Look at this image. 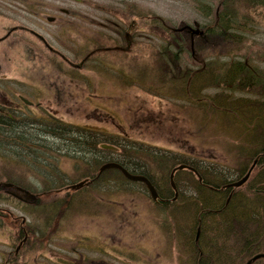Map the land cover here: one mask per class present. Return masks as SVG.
Segmentation results:
<instances>
[{
	"label": "rangeland",
	"instance_id": "obj_1",
	"mask_svg": "<svg viewBox=\"0 0 264 264\" xmlns=\"http://www.w3.org/2000/svg\"><path fill=\"white\" fill-rule=\"evenodd\" d=\"M28 1L29 4L36 3L38 7L34 6L33 10L37 13L31 12L26 4L24 5L18 0H0V38L15 26L34 30L47 40L50 47H54L57 56L54 59L59 62H55L53 66L46 63L47 60L43 54L48 52L47 48H44L41 42L29 34V31L28 33H14L1 42L0 107L2 109L15 113L26 110L25 113H28L30 117L39 120L50 113L65 123L72 124V127L80 126L93 129L99 132V135L115 136V140L119 142L137 141L144 144L145 147L163 150L161 152L163 155L176 153L186 161L198 158L207 160L208 162L204 164L205 168H210L213 172L206 173L225 174L226 177L223 180L225 184L237 178L236 175L242 165L244 167L250 165L252 157L245 156L244 151V149L250 148L249 134H246L244 128L236 127L233 132L232 129H228L230 126L225 129L227 124L218 119L211 118L206 121V117L202 118L199 110L195 108L192 110L189 105L187 106L188 103L186 102V104L182 99L177 100L176 91L172 90L174 87L168 89V94L163 91L159 94L157 90L150 88V82L149 88H146L145 82L137 81L133 68L130 70L119 66V64L136 65L138 59L120 55L118 58H103L105 62L89 60L83 70H79L78 67L69 68L71 66L65 61L68 57L74 60L79 52L84 51L83 49L88 45L86 40L90 39L92 31L87 30V33L81 29L70 28L71 34L64 31L60 41L56 39L60 29V17L63 15L60 13L61 8L78 11L82 16H85L88 20L80 18L79 21V17L75 15L71 17L74 23L91 30L104 25L107 19L114 22L119 18L125 20L124 16L130 12L136 14L135 17L138 19L143 18V24L148 21L151 14L166 18L175 26L180 22L193 24L194 21L205 22L208 20L204 17L202 19L199 14H196L191 5L186 4L184 0ZM92 3L98 4L99 9L93 8ZM130 4H134L136 8L127 10ZM236 6L239 12L235 11L241 17L244 14V9L240 5ZM251 15H254L252 10ZM46 16H55L57 21L49 23ZM121 19L119 22H123ZM210 20L211 17L207 22ZM253 20L254 25L251 21L250 25L243 30L230 31V33H234L232 40L235 45L233 49H238L245 58L251 57L249 59L252 63L259 64L264 69V19L262 15L258 14ZM144 36L150 38V40L145 38V45L142 47V51L146 53L147 62H150L155 59L153 52L155 46L158 49L165 48V46L159 36H149L146 32H144ZM138 44L133 43V45ZM71 49L76 51L75 56L69 52ZM139 51H132L131 54L139 56ZM252 53L255 54L254 57H252ZM200 56L202 59L204 57L205 63H208L211 57L207 54L204 55L203 52ZM184 57L181 60L183 64L195 67L194 70L200 69V65L192 63L189 57ZM109 61L111 64L108 65ZM59 65L62 69L65 66L70 74L59 73ZM149 72L148 70L147 74H144L149 76ZM262 73L264 74V71ZM217 91H219L218 88L209 87L202 94L210 96ZM20 95L30 101L40 103L41 108L36 105H31V107L24 105L19 98ZM28 121L26 118L25 122H20L24 125ZM88 134L90 135V133ZM261 135L264 136V132ZM53 142L58 143L57 140ZM35 144L38 143H33V145ZM125 145L126 147L132 146V144ZM57 154L51 153L53 158L50 164L55 167V170L58 169L66 174L65 178L76 181L81 177V172L89 173L90 168L82 167L73 157ZM81 155L84 154L81 153ZM14 161H5L0 158V167L9 173L15 171L23 173V171L30 170L27 168V166L31 167L27 164L28 161L18 162L15 159ZM92 161L94 162V160ZM16 162L18 164H15V167L11 166ZM205 168L200 169L204 170ZM256 168L251 177L252 186H255L258 181L264 180V173H262V177L260 176L264 165ZM159 175L157 172V177ZM116 182L113 185L109 184V187L97 189L96 192H100L101 195L96 192L91 193L90 189L73 193L69 211L65 213L66 216L59 220H51L52 223L47 227L51 231L49 240L38 239L36 249H56L60 246L77 245L92 246L95 249L97 245L102 244L105 246L106 264H173L171 258L177 251L172 246L166 245V241L163 239L167 240L173 234L174 228L172 227L175 225V217H171L166 211L164 215H156L155 211L151 209L153 206L150 204L149 195L145 194L142 188L137 187L138 185H124L127 188L122 191L117 186V184L123 185L120 179ZM33 185L36 186V184ZM243 189H245V185ZM109 192H112L113 196ZM95 195L99 197H94ZM183 195L182 199L188 202V206L182 210V213L187 214L181 215L179 223L185 228L180 229L188 236L189 230L196 229V227L194 221L192 224L189 223L188 215L192 213L189 206L192 203L189 202V193H183ZM105 196L115 197L116 201L112 202L111 208L116 213L108 207L109 203L104 199ZM63 201L64 198L61 197L53 201L55 209L51 212L48 208H41L40 204L36 205L33 208L36 213L35 217L40 214L46 218L57 217L62 212L63 207L60 204H63ZM10 203L11 201L1 200L0 207H6ZM146 208L151 211L148 212ZM171 208L169 206L170 211L173 210ZM13 212L24 214V212ZM27 218L33 219L34 216L29 218L27 215ZM36 223H38L36 228L41 226L39 220ZM53 223H59V226H55ZM15 236L13 228L0 229V264L5 263L8 254L14 256L17 244ZM167 241L171 244L169 239ZM226 244L229 247L228 243ZM26 249L28 250L27 247L22 250ZM230 252L234 260L241 258V252L237 249ZM41 257L38 255L29 257L27 260L38 262L41 261ZM246 260V257H243L241 264H244ZM11 264H22V262L13 258ZM43 264L45 263L43 262Z\"/></svg>",
	"mask_w": 264,
	"mask_h": 264
},
{
	"label": "trees",
	"instance_id": "obj_2",
	"mask_svg": "<svg viewBox=\"0 0 264 264\" xmlns=\"http://www.w3.org/2000/svg\"><path fill=\"white\" fill-rule=\"evenodd\" d=\"M24 2H26V0H24ZM197 3L201 4V10H203L204 13H206L207 11V14L209 16L208 19H210L211 17V20L209 21L210 23L206 21V25L205 26L203 25V28H205L204 31L206 32L213 31L214 35L216 36L210 42L207 39V37L205 39L200 37L197 40L198 42H195L194 44L196 45V48L200 46L203 47L202 49H200V51L195 50L192 54V51L190 50V45H189V42H190L189 34H187L185 31H178L176 33L171 32L172 28H174V24L170 23L166 18L158 16L157 14L155 15L151 14V16H149V19H147L148 21L144 22V24H147V25H144L143 18H141L142 20L138 19L135 17L136 14L134 15V13L130 12V14L128 15L126 14L124 16L125 20L119 18L118 21H115V27L113 26L111 27V29L117 31L118 33L117 34L118 38L113 42V45L111 44V47L106 48V49H104L105 47H103L105 42H108V41L112 42L111 37L107 36L104 33L91 32L90 39L86 40L88 45H86V47L83 49L84 51L79 52L77 56L75 57V59L71 60V62H73L72 64H75V65L79 64L78 66L79 70H83L86 67V63L89 60H93V61L101 60L102 62H105L103 58L106 59V57L105 56L100 57L99 53H101L104 50L106 51L114 50V49L116 50L117 48H114L115 47L114 43H117L120 40H126L127 42H130L129 45L126 47L127 51L125 49L123 50L120 49V50H122L121 53L123 54V56H127L129 58L133 57L136 60L138 59L137 63L144 64L143 69H140V67H137L140 69V70L138 69L137 73L135 74L137 81L141 83L145 82V86L149 85V82H150V88L153 90H157L159 94L162 91L165 94H168L170 90L169 88L174 87L172 88V90L176 91L175 97L177 98V100L179 99L184 100L185 102L188 103L187 105L189 106L191 105L190 107H193L192 106L193 104H196V105L202 104L203 105L202 108L204 109L203 113H205L206 115V121H208L211 118L218 119L222 123L227 124L225 129L228 128L229 125L230 127L228 129H235L236 127L233 124L231 125L230 122L233 123L234 119L239 118L240 119L239 121L244 123V125H241V126L237 125V127H240V129L242 127L246 130V134L247 133L249 134V142L252 140L251 139L252 137H250L252 135L260 137L259 139L254 141L255 144H253L254 147H252L254 149H251V147L248 149H244V151H246L245 156L247 155L248 157L251 156L253 160L254 157L258 156V154H260L261 152H264V136L261 135L263 134L264 131H260V128L264 127V126H261V122L264 124V119L260 118L261 116H263L262 118H264V108L259 107L258 110H254L251 106H249V103L247 105L239 104L237 109L238 111H240L242 116L235 118L233 115L234 112L232 108V103L228 99L222 98V95H224L225 91L227 90L226 87H224L225 84L227 85V83L229 82L234 83L235 81H238V79L241 76L240 75L241 73H246L251 69H256L255 66L249 64L248 62V60L250 61L249 58L251 57L248 56V58L246 59L247 60L246 65L242 63H238V64H235L234 69H229L225 67H220V68L215 67L214 71L210 70L211 66L208 67V63L204 62V64L199 67L200 69L194 70L191 66L188 67L186 64H183L181 60L185 58L184 56H187L190 58L192 63L194 61L200 62V60L204 59V57L202 59L203 55L200 56L202 52L204 55L207 54L208 56L211 55V52H209L208 50L210 51L215 50L217 53L218 52L217 50H219L218 48L221 47L219 46L220 41L224 40L225 36L232 35L231 33H229L230 31L236 32L238 30H243L246 26L250 25L249 22L251 21H252V24L254 25L255 23H253L254 21L253 18H255V16L258 14L262 15V18L264 19V0H197ZM248 4H251V5L249 6ZM236 5H240L244 9L243 10L244 14L241 17H239V14L237 13L239 12V9H237L238 7ZM34 6H36V3L34 4ZM37 7L38 6H36V8ZM230 7L232 8L230 9ZM130 8H136V7L134 4H130L128 5L127 10H131ZM209 10H211L210 14H209ZM235 10H237V12ZM251 10L254 11V15H251ZM125 12H128V11H125ZM120 19L123 20V22H119ZM60 27L79 29L81 26L77 24L76 22L75 23L70 22V24H68V22L63 21L60 24ZM138 31L140 32L144 31L146 33L155 35L157 37L159 36L160 40H162L165 48L158 49L155 46V50L153 51L155 59L153 61L147 62V58H145L146 53L142 51L141 45L131 44V43L138 42L137 39L135 38L136 36L138 37V33H136ZM233 37H234V34H233ZM138 50H140L138 52L139 56L131 54L132 51H138ZM71 52L73 53V56H75L76 51L74 49L73 50L71 49ZM252 54H253L252 57H254L255 54L254 53ZM49 63L51 66L55 64L54 61H49ZM107 64H110V61L107 62ZM237 65H241V66H237ZM148 70L150 71L149 76L144 74V72L147 73ZM58 71H61L62 73H64V71L66 72L67 69L66 68L62 69L59 67ZM255 82H256L255 86L257 88L264 87V74L260 72L259 70H258V78L255 80ZM209 87L220 88V91H217L216 93H213L210 96L206 94H202L204 90ZM245 109H249L250 116L255 117V120L258 121L260 124H258L255 120H254L255 122H252V121L248 122L247 120H248L249 113L247 114L244 111ZM49 119L51 121L55 120L52 116H50ZM257 119H260V120H257ZM56 125H59L64 130L65 129H69V130L72 129L73 131L77 130L80 137L93 142L92 145L91 144L87 145L80 138H74L73 136H71L70 141L74 144V149L76 150L77 153L81 152L85 156H89L91 153L90 151L94 149L98 150L101 153L103 152V154L105 153V155L96 156L97 158L95 157L96 160H94V163L97 166L101 165L102 162L104 161H116L124 166L125 164L129 163L128 162L129 160L127 159V156H128L127 151L128 152L130 151L129 148L131 147L138 148V149L144 148L141 143L138 142L140 145L137 144V141L136 142L127 141L126 143L119 142L115 140L116 139L115 136L112 137V136H108L105 134L99 135V132H96L93 129L88 130L80 126L72 127V125L65 124L63 122L57 123ZM232 131L234 132V130ZM10 133H13L12 135H13V138L15 139V140L11 139L12 140L11 142H13L12 144L17 145L20 149H23L24 152L22 154H17L12 149L11 151H7L9 149L8 146H5V148H0V158L5 159V161H11L15 159L19 162L20 161L19 159L13 158V157H16L17 155H20V157L22 155L24 156L25 155L26 156L40 155L42 153L41 148H43L44 154L47 153L50 155L52 153L51 152L52 150L48 148L49 146L39 141V138L45 136V133L42 134L38 132L36 128L33 126L31 127V126L22 125V124L15 125V124H12L10 121H7L6 123L4 120L1 119L0 120V134L2 136H9L8 134ZM88 133H90V135ZM33 134L35 135V137L32 136ZM59 138L63 142L65 140L67 141V139H65L64 137V134H62L61 137ZM101 142L110 144V145L119 146L121 150L120 151H109L104 148L101 149L98 146L99 144H101ZM33 143H38V144L33 145ZM125 144H129V145L132 144V146L128 147L127 149ZM144 149L145 150L147 149L155 150V156L163 151L161 149L158 150V149L149 148V147L144 148ZM115 155H117L118 157ZM142 155L145 156L144 153H142ZM160 156L162 157H159V158L155 157L159 161L156 165V172H154L155 169L153 172H154V175H157V172H158L160 174L159 178L162 177L163 183L165 184V187L161 188L160 192L161 193L166 192V194L167 193L172 194L170 185L168 183V175L170 174L171 169L174 166L181 165L182 163L189 164V162H186V160L182 159V156H179L176 153H170L166 156L165 155H160ZM259 157H260L259 165L262 166L264 165V155H261ZM15 164H18V163L16 162ZM40 164H42V160L40 161ZM199 164L200 162L197 163L195 161H193V163H190V165L193 167L194 166L196 167V165H199ZM127 166L126 168L128 169L129 165ZM27 168L30 170H33L31 167L27 166ZM247 169L248 167H244V165H242V167L239 168L236 176L240 178V176H242L247 171ZM0 170H3V168L0 167ZM144 170L145 169L142 167V172ZM112 172L114 174L113 180L116 181L120 178L125 179L118 170L114 169ZM199 172H200V175L202 176L201 178H202V181L204 182L203 184L198 182L196 177L193 176V174L190 171H187L185 169L179 170L177 174L185 173V174H188L192 179H194L196 191L198 188L204 185L205 186L209 185L213 188H218L221 184H225L223 180L225 179L226 176L223 173L222 175L219 173L208 174L203 171H199ZM212 172L213 171H211L210 173ZM262 173H264V170L261 172V175H260L261 177H262ZM149 174L147 173L146 176L150 177L151 174L150 175ZM99 179H102V177H100ZM102 180H103V183H100L99 185H95L94 183H92V186L87 189H90L91 193L96 192L97 189H103L104 187L107 186L106 184L107 182L105 178H103ZM250 180L245 184V189H243L244 187L243 185V186H240V188H229V190H223V191L221 190L222 194H218V195L215 193H210V192H206L205 194L200 191L196 193L197 195L196 197H200L201 199L199 200L195 197V203H193L192 205L193 207H195V209H197L198 213L207 212L208 208L213 210L214 208H216L215 203H217L218 201L219 203L225 202L229 196L230 198L226 206V209L228 211L232 207H235L238 210L241 209L240 205L242 203L241 204L239 203L241 199L245 201L252 200V198L255 196V198L259 199L258 202H261V206L259 205V208L256 211V213L261 214V216H259L257 220L253 219L251 222H248V220H245L244 222H242L244 224H242L240 222V219L235 217L234 219H230L226 226L225 222L223 221V218L225 217V215L220 214L214 217L217 219V217L219 216L217 220H215L214 218L209 219V222L211 223L212 226H209L208 229L206 228V225H203V227H200L201 229H200L199 234L205 236V240L213 239V237L215 238L216 235H219V231H224L223 234L221 235L225 239L223 240L224 246H221V247L220 245L217 244L218 242L217 243L214 242L213 247H212V250H214V253H212V257L210 254L208 258L203 257L202 260L206 259L208 263H214V264H241L243 262L242 252L244 249L243 247L244 239L247 236H249V233L253 231L256 228V225L258 224H260V228L263 227V232H264V201H263L264 198L261 197V195L263 196L264 193L259 194V195L255 194L254 193L255 191H252L253 186L251 185L253 180L251 178ZM258 182H261L260 183L261 187L264 186L263 185L264 180L258 181ZM96 193L101 195L100 192H96ZM207 194L211 195L212 198L205 200ZM94 197H99V196L95 195ZM1 198L2 196H0V199ZM104 199H106V201L109 202L110 197L105 196ZM202 201L205 202L204 206L199 204ZM237 203H239L240 205H237ZM54 205L55 204L51 202L50 204H47V206H45L44 208L46 209L48 208L49 211L51 212V210L55 209ZM244 205L247 208L253 207V203L249 204V202H245L242 205V207ZM60 206L64 207V204H60ZM251 214H253V212ZM42 225L46 226V224H42ZM226 227H228V230L226 229ZM226 243H228L229 247H227ZM236 249L241 252V258L234 260L233 255L230 251L231 250L234 251Z\"/></svg>",
	"mask_w": 264,
	"mask_h": 264
},
{
	"label": "bare ground",
	"instance_id": "obj_3",
	"mask_svg": "<svg viewBox=\"0 0 264 264\" xmlns=\"http://www.w3.org/2000/svg\"><path fill=\"white\" fill-rule=\"evenodd\" d=\"M185 3L191 5L193 11L196 12V14H199V16L203 19L206 18L208 19L209 16L206 13H204L203 10H201V4L197 3V0H184ZM249 6L251 4H248ZM211 10H209V14H210ZM209 20V19H208ZM206 20V21H208ZM206 21H199V26L203 27V25L206 23ZM196 22V21H194ZM196 32H194V35H189L190 37V50L191 51H195L198 50L200 51V49H202L203 47L200 46L198 48H196L195 42H198L197 40L201 37V38H206L209 40V42L211 40H213L216 36L214 35L213 31H209L206 32L204 31L205 28H203V31L201 29H195ZM228 32V30H227ZM230 33V32H229ZM117 31L110 29L108 36L109 37H114V38H118L117 36ZM232 34V33H231ZM234 34V33H233ZM233 34L231 36H225L224 40L220 41V48H218L219 50H217L218 52L216 53L215 50H208L209 52H211V57L208 61V67L211 66V71L215 70V67H225V68H229V69H234L235 64L238 63H242L245 64L247 63V58H245V56L243 54H241L239 52L238 49L234 50L233 47L235 45L234 41L232 40L233 38ZM221 40V39H219ZM215 51V52H212ZM183 56V55H182ZM249 64L253 65L256 67V69H251L246 73H241L239 76L240 78L238 79V81H235L234 83H227V85L225 84L224 87H226V91L225 94L222 95L223 99H228L231 103H232V108H233V112H234V117H240L242 116L240 111H238L237 107L239 104L242 105H247L249 103V106H251L254 110H258V108H264V87L261 88H257L255 86V80L258 78V70L260 72H263L264 69L260 67V65L258 64H254L252 63V61L248 60ZM237 66H241V65H237ZM195 68V67H193ZM223 69V68H221ZM238 76V77H239ZM146 88H149V85H146ZM218 90L220 91V88H218ZM184 101V100H183ZM186 103V102H185ZM187 104V103H186ZM188 106V105H187ZM191 106V105H190ZM193 107H191L192 110H194V108L198 109L201 113L202 118H204V116L206 117L204 112V109L202 108L203 105L199 104H193ZM19 109V108H18ZM190 109V110H191ZM247 114L249 113L248 116V122L252 121L255 122V117L250 116V111L249 109H245L244 110ZM22 112V113H21ZM20 113H15V112H11L10 110H4L2 108H0V120H4L6 123L7 121H10L12 124H23L22 122H25L26 118L28 121V123H25L24 125L27 126H33L36 128V130L42 134L45 133V136L40 137L39 141L42 143H45L47 146H49L48 148H50L52 151V154L56 155L58 154H64L66 156L69 155V157H73L74 159H76V161L78 162V164H80L82 167L84 168H89L91 167V165L95 164L92 160H95V157L98 155H105V153L103 154V152H99L98 150H92L90 151V155L89 156H84L81 155V152L77 153L76 150L74 149V144L70 141V137L73 136L74 138H80L82 141H84L87 145H92L93 142L89 141L85 138L80 137V135L78 134L77 130H72V129H63L62 127H60L59 125H53L49 120L43 118L42 120L36 119L34 117H30L28 115V113H25L26 110L21 111ZM232 112V113H233ZM263 116H261V119ZM240 119H234L233 123L230 122V124L234 125L235 127H237V125H244V123H242L241 121H239ZM255 120V121H254ZM260 120V119H257ZM229 122V121H228ZM258 124H260L258 121H256ZM51 123V124H50ZM248 124V123H246ZM4 125V124H2ZM230 126V125H229ZM261 126H264V124L261 122ZM222 129V128H221ZM235 131V129H232ZM260 131H264V127L260 128ZM259 131V132H260ZM13 133L8 134L9 136H2L0 134V148H5V146H8L9 149L7 151H11V149L17 153V154H22L24 152L23 149H20L17 145L12 144L13 142H11V139L13 138ZM64 134L65 139H67V141L65 140L64 142L60 140L59 137H61V135ZM33 137H35V135H32ZM252 137L251 141L248 143L250 146L249 147H254L253 144L254 141H256L257 139H259V136H250ZM35 139V138H34ZM15 140V139H14ZM58 141L57 144H55L56 142L53 141ZM8 142V143H6ZM11 142V143H10ZM140 143V142H139ZM137 142V144H139ZM8 144V145H7ZM142 144V143H141ZM140 145V144H139ZM144 148H147L144 146V144H142ZM128 149V147H126ZM144 148H129V152L127 151V159L129 160L127 164H125L124 166L121 164V166L123 167L124 170H126L125 172L128 173L131 177H133V179H131L130 177H127L126 179H122L120 178V182L123 185L117 184L118 188L122 191L126 190L127 186H132L131 181L134 182L135 185H138L137 187L142 188L143 191L145 192V194L149 195V201L150 204L153 206L151 209L155 211L156 215H164V212H168L171 217H175L176 221H175V225H173L172 228H174V232L171 236H169V240L171 242V244L167 243L168 239L166 241V245H170L173 248H175V250L177 251V253L175 254V256H173L172 258V262L173 264H197V261L200 257L201 261L198 264H214V263H208V261L202 260L203 257L208 258L211 254L212 257V253H214V250H212L213 247V243L214 242H218L217 244L221 246H224V243H221V241L225 240L224 237H222L221 234H223L224 231H219V235H216L215 238L213 237V239H208L205 240V236L200 235V227H203V225H206V228L208 229L209 226H212L211 223L209 222V219H213L214 217H216V215H220V214H224L225 217L223 218V221L225 222V225L227 226V223L230 219H234L235 217H237L238 219H240V222H244L245 220H248V222H251L253 219L257 220L259 218V216H261V214H257L256 211L259 208V205L261 206V202H253L254 200H258V198H255V196L252 198V200H242L243 202H239L237 203V205H240L241 209H236L235 207H232L229 211L226 209L227 206V202L229 201L230 196L228 197V199H226L225 202H221L219 203V201L217 203H215L216 208H214L213 210H211L210 208L207 209V212H197V209H195V207H193L192 203H195L194 199L197 196L196 193L198 191L205 193L206 192H210V193H215V194H222L221 189L217 188V189H212L213 187L209 186V185H204L201 186L200 188L197 189L196 191V187H195V182L194 179H192L188 174L185 173H178V169H176V166L173 167V169H171L170 174L168 175V183L170 185L172 194H169L166 192L165 193H161L160 189L165 187V184L163 183V179L162 177H157V175H154V172H156V165L158 163L159 160H157V158L162 157L160 155H163L161 153H159L158 155L155 156V150H150L147 149L145 150ZM70 149V150H69ZM6 150V149H5ZM42 151V155H34V156H24L22 155L20 157V155H17L16 159H19L20 161H29L27 164H29L32 169H33V174L32 175H24L22 172L20 171H15L12 173H9L7 170H0V196H2V198H4V193H2V187L3 186H12L15 185L17 187H19V189H21L23 192H25V196L28 198H36V196L40 197L44 191L46 190L44 187H42V189L40 190V188L36 185L34 186L33 184L35 183V177L36 178H41L46 179L48 177H46L47 175H49V170H55V167H52V165L50 164L53 156L50 154H44L43 152V148H41ZM142 153L145 154V156L142 155ZM246 153V151H245ZM57 154V155H58ZM166 156V155H165ZM157 157V158H155ZM97 158V157H96ZM236 159V158H235ZM42 160V164H40V161ZM237 160V159H236ZM14 161V160H13ZM15 162V161H14ZM129 165V168L127 169L126 166ZM13 167H15V163H12ZM44 167V168H42ZM128 167V166H127ZM142 167L145 169L142 172ZM149 167V168H148ZM42 168V169H40ZM148 168V169H146ZM152 168V169H150ZM200 168H205L204 164H199L196 165V167H194V169L200 173L199 171H203V172H208L210 173L212 170L210 168H205L204 170H201ZM155 169V171H154ZM256 170V169H255ZM253 170V171H255ZM29 172V170H26ZM154 171V172H153ZM149 174L150 177H147L146 174ZM84 174V173H83ZM85 176H88L87 178H91V177H96L100 174L97 173V171H91L90 173H85ZM200 175V174H199ZM123 176L125 177L126 175L123 173ZM201 176V175H200ZM202 177V176H201ZM24 178V179H23ZM100 177L95 178L94 180V184H100L102 179H99ZM23 179V180H22ZM28 181L29 183L32 185L33 189L28 185ZM240 181V180H238ZM117 182H110L109 184L113 185L116 184ZM155 183V184H154ZM174 183V186L173 184ZM201 184H203L204 182L202 181L201 178ZM261 182H258L255 186L252 187V191H255L254 193L259 195V194H263L264 193V187L262 188L260 186ZM19 184V186L17 185ZM107 184V183H106ZM107 184V185H109ZM151 184L156 197L154 198L151 194H150V190H149V185ZM120 185V186H119ZM125 185V186H124ZM241 186V185H240ZM237 187V188H240ZM134 188V187H132ZM180 190V191H179ZM148 191V192H147ZM169 192V191H168ZM61 193L64 195V207L62 209V212L59 213L58 217L60 219L64 218L66 215L65 213L69 211V205L70 202L72 200L73 194L71 193L70 190H66L64 192L61 191ZM183 193H189V202L191 201L192 203L189 204L190 208L192 209V213H190L188 216L190 217L189 219V223H193L194 221V225L196 227L192 228L191 230H189V235L187 236L186 233L183 232L182 229L183 226L179 223V218L182 217L181 215H186L187 213H182V210L185 209V207L188 206V202L185 201V199H182L184 197ZM262 198H264V195L262 196ZM197 199H201L200 197H196ZM212 196L211 195H206V199H211ZM264 201V200H263ZM262 201V202H263ZM179 205H177L178 203ZM245 202H249V204L253 203V207L251 208H247L245 205L242 207V205ZM205 202H201L199 203L200 205L204 206ZM169 206H171L173 210H169ZM238 207V206H236ZM30 204H29V200L27 201H18V200H13V202H11L8 206H6L2 211L0 210V229H3L5 227L7 228H13V230L16 227H13L11 224L8 223V221L10 220L8 217L12 216L18 218L20 221H22V223L25 222V224L23 225V227H20V229H25L27 230V234L25 235L24 233L21 232L22 236H15V242H17V244L15 245L16 248L18 249H24V248H28V251L18 254V256H24V257H30L31 253L34 252L37 248V243L39 241H37L39 239V237L45 235L46 238H48V236L51 233H48V230L46 226L42 225L39 227V231L35 230L34 226L31 223H28L26 221L27 219V215L30 212ZM148 210V212H150L151 210L149 208H146ZM13 211H17V212H24L23 215L21 214H17ZM253 212V214H251ZM257 214V215H256ZM222 217V216H221ZM219 218V216L217 217V219ZM215 220H217L216 218H214ZM54 224V223H53ZM244 224V223H242ZM259 225V226H258ZM256 225V228L251 231L249 233V236H247L244 239V243H243V257H247L249 255H251L253 253V256L259 255V254H263L264 255V232H263V227L260 228V224ZM229 227V226H228ZM228 227H226V229L228 230ZM177 228V229H176ZM182 228V229H180ZM218 228V227H217ZM206 229V230H207ZM15 231V230H14ZM212 231V230H211ZM48 233V234H47ZM15 235V232H14ZM217 238V239H216ZM219 239V240H218ZM176 240V242H175ZM198 246V251L196 252V250H194L195 247ZM177 247V248H176ZM219 247V249H220ZM33 254V253H32ZM35 255V254H33ZM37 256V255H35ZM242 257V258H243ZM14 257L11 256L10 254L7 255L6 259H5V263L4 264H11V261ZM257 259L261 260L264 259V256H260V257H256ZM213 260V259H212ZM195 261V262H194ZM215 262V261H214Z\"/></svg>",
	"mask_w": 264,
	"mask_h": 264
},
{
	"label": "flooded vegetation",
	"instance_id": "obj_4",
	"mask_svg": "<svg viewBox=\"0 0 264 264\" xmlns=\"http://www.w3.org/2000/svg\"><path fill=\"white\" fill-rule=\"evenodd\" d=\"M15 31V30H13ZM14 32L8 33V35H11ZM7 35V36H8ZM32 105V103L30 104V106ZM101 166V165H100ZM100 166H97L96 164L91 165V167H89L90 169L88 170V172L90 173L91 171H97L100 169ZM113 170L112 169H107V170H103V172L98 173L100 175L96 176V177H91V178H87L88 176H85V172H81L80 175L81 177L79 178L78 181H80L81 179H86L88 180V182L86 183V186L92 185V183L94 182L95 178L97 177H102L106 179L107 184H109L110 182H113ZM84 173V174H83ZM23 174L26 175H32L33 172H28V171H23ZM66 174L62 173L60 170H49V175H47L46 179H41V178H36L35 177V183L40 190L42 189V187H44L46 190L44 191V193L41 195H45L48 191H55L56 193H58L59 191H66L69 190V186L71 185V183L75 182L72 181L70 178H65ZM101 183H103V180L101 181ZM19 186V184H17ZM28 185L33 189L32 185L30 183H28ZM2 190L6 193V195H9V197L12 200H18V201H27L29 200V204L33 205L34 207H36V205L38 204H43L44 201L39 200V197L36 196V198H28L25 196V192H23L21 189H19V187L12 185V186H3ZM243 202V201H241ZM253 202H258V200H254ZM5 207H2L1 211L4 209ZM10 220L8 221L9 224H11L13 227H16L14 230L15 235L16 236H22L21 232L24 233L25 235L27 234V230L25 229H20V227H23V225L25 224L22 223V221H20L18 218L9 216L8 217ZM28 219V218H27ZM52 219H59V217L56 218H52ZM41 221L44 222V220H46V218H33V219H28L26 221H31L32 223L35 221ZM104 245H97L95 249H93L92 246H87V245H83V246H72V247H65V246H60L59 248L56 249H38L34 252H32L35 255H39V256H43V257H47L49 258L48 260H43L45 261V264H106L105 261V256H106V251L104 249ZM198 246L194 248V250H196V252L198 251ZM31 253V254H32ZM92 255H89V254ZM94 253V254H93ZM249 257H247L246 259H248ZM49 261V262H47ZM201 261L200 257L197 261V264ZM195 262V261H194ZM43 263V262H42ZM196 264V262H195ZM250 264H264V259L261 260H255L254 262L250 263Z\"/></svg>",
	"mask_w": 264,
	"mask_h": 264
},
{
	"label": "water",
	"instance_id": "obj_5",
	"mask_svg": "<svg viewBox=\"0 0 264 264\" xmlns=\"http://www.w3.org/2000/svg\"><path fill=\"white\" fill-rule=\"evenodd\" d=\"M49 20H51V18ZM192 31L193 32H196V30H194V29H192ZM253 165H254V163L251 165V167H250L251 169H252V166ZM114 167L115 168H119L122 171V173H124L127 177H130L131 179H133V177H131L128 173L125 172L126 170H124L119 164H117L115 162L114 163H105L104 165H102L100 171H102L105 168H114ZM182 167H187V166L186 165H182V166H179L177 168L178 169H182ZM251 169L242 178H240V181L231 182V183H229V185H227V187H229V186L239 187L241 184H243L244 182H246L248 180L247 178H248V176H249V174L251 172ZM172 184L174 186V183H172ZM148 185H149L150 194L155 198L156 195H155V192H154L151 184H148ZM260 256H264V255L263 254L262 255L259 254V255L254 256L252 259H254L256 257H260Z\"/></svg>",
	"mask_w": 264,
	"mask_h": 264
}]
</instances>
